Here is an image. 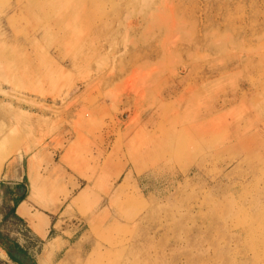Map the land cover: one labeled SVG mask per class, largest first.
I'll list each match as a JSON object with an SVG mask.
<instances>
[{
    "label": "rangeland",
    "instance_id": "rangeland-1",
    "mask_svg": "<svg viewBox=\"0 0 264 264\" xmlns=\"http://www.w3.org/2000/svg\"><path fill=\"white\" fill-rule=\"evenodd\" d=\"M197 76L194 112L173 100ZM196 117L207 144L154 148ZM17 243L34 264H264V0H0V264Z\"/></svg>",
    "mask_w": 264,
    "mask_h": 264
},
{
    "label": "bare ground",
    "instance_id": "bare-ground-1",
    "mask_svg": "<svg viewBox=\"0 0 264 264\" xmlns=\"http://www.w3.org/2000/svg\"><path fill=\"white\" fill-rule=\"evenodd\" d=\"M182 21V20H181ZM179 22V21H178ZM71 23V22H70ZM171 23H176V21L175 22H172L171 21ZM96 24V23H95ZM179 24V23H178ZM181 24V23H180ZM185 24V23H184ZM173 25V24H172ZM69 26V25H68ZM177 26H179V25H177ZM182 26V25H181ZM70 27V26H69ZM175 27V26H174ZM100 29L98 30V31H104L105 32V30L107 29V26L106 25H104L103 27H99ZM136 28V27H135ZM175 29H176V27H175ZM185 31V30H184ZM103 32V33H104ZM188 32V31H187ZM98 33H100V32H98ZM87 36V35H86ZM195 36V35H194ZM204 37V36H203ZM195 41V40H194ZM197 41H198V39H197ZM199 43V42H198ZM208 43V42H207ZM193 44V43H192ZM203 44V43H202ZM204 45V44H203ZM193 46H195V45H193ZM206 46V45H205ZM210 46V45H209ZM215 48V47H214ZM97 50V47L94 49V51L93 52H95ZM221 50H222V48H221ZM212 52V51H211ZM167 53L168 54H170V52H166L165 53V56L167 55ZM213 53V52H212ZM81 54V53H80ZM87 54V53H86ZM218 54V53H217ZM89 55V54H88ZM213 55V54H212ZM230 55H232V54H230ZM87 56V55H86ZM82 57V56H81ZM230 57V56H229ZM86 58H89V57H86ZM218 58H219V56H218ZM91 59V58H90ZM225 59V58H224ZM232 59V58H231ZM89 60V59H88ZM246 61V60H245ZM225 62H226V60H225ZM242 62V61H241ZM247 62H248V60H247ZM75 63V61L74 60H72L71 61V64H74ZM227 63V62H226ZM211 64L213 65V63L211 62ZM217 67V66H216ZM244 67H245V65H244ZM237 68V67H236ZM246 68V67H245ZM155 71V70H154ZM154 71H152L151 72V74L149 75L150 77H152V74H154ZM213 72V71H212ZM216 75V74H215ZM210 76V75H209ZM213 76V75H212ZM103 78V77H102ZM104 79H106L105 77L103 78V80ZM161 80H162V82L163 81H165V83L167 84V82L169 81V78H165L164 80H163V78H162V76H161V78L158 76V79H156L155 81V84L153 83V85H156V83H158V82H161ZM172 82V81H171ZM253 82V81H252ZM123 83V82H122ZM160 84V83H159ZM169 84H171V83H169ZM176 84V83H175ZM125 85V84H124ZM150 83H149V87H150ZM162 85V84H161ZM168 85V84H167ZM173 85V84H172ZM190 85V84H189ZM123 86V85H122ZM157 86V85H156ZM199 83H198V76L196 77V79H195V81H194V83L193 84H191V86H187L186 88H184V90L182 89L180 92H179V94L177 95V89L176 88H174V89H170L168 92H169V94L171 95V93H176V98L174 97V99L175 100H173L175 103H180V104H182L183 102H187L189 105H191L190 107H192V110H194V112H197L199 109H200V107H201V105H202V103H199V99H198V92H197V90L199 89ZM145 87V86H144ZM250 87V86H249ZM121 88V87H120ZM171 88V87H170ZM251 88H252V86H251ZM167 90V89H166ZM244 91V90H243ZM93 92V91H92ZM144 93V92H143ZM143 93H142V96H143ZM162 94H163V92H162ZM161 94V95H162ZM168 94V95H169ZM88 96V95H87ZM140 96H141V94H140ZM239 96H240V94H239ZM262 96H263V94H262ZM171 97V96H170ZM242 97V96H241ZM216 98V97H215ZM226 99H229V98H226ZM236 99H237V97H236ZM235 99H233V101H234ZM168 101H170V100H168ZM167 101V102H168ZM213 101V100H212ZM219 101V100H218ZM232 100L231 99H229L228 101H224L221 105L223 106V107H225L229 102H231ZM194 102H196V104H197V106H195V104H194ZM200 102H202V101H200ZM215 102V101H214ZM216 102H217V100H216ZM220 102V101H219ZM162 104H161V107L163 108V102H161ZM186 104V103H185ZM219 104V103H218ZM176 105V104H175ZM174 105V106H175ZM188 105V106H189ZM193 105V106H192ZM231 105V104H230ZM212 106V105H211ZM177 107H178V105H177ZM187 108V107H186ZM176 109V108H175ZM178 109V108H177ZM211 109H212V107H211ZM210 109V110H211ZM158 110V109H157ZM209 110V109H208ZM213 110V109H212ZM217 110H219V109H217ZM180 111V110H179ZM187 111V110H186ZM202 111V110H201ZM216 111V110H215ZM192 112V111H191ZM207 112V111H206ZM212 113V112H211ZM208 114V113H207ZM138 115V114H137ZM137 115H136V117H137ZM140 115H142V114H140ZM209 115V114H208ZM212 115V114H211ZM180 116V115H179ZM182 117V116H181ZM200 117V116H199ZM138 118V117H137ZM148 118V117H147ZM197 118V117H196ZM136 119V118H135ZM185 119V118H184ZM200 119H202V121L200 122L199 121V119L197 118V120H193V121H191V123L190 124H186V123H184V122H180L179 121V123H178V126H176V123L175 124H171V126L169 127V129H164V130H161V131H158L157 132V134L158 135H160V137L158 136V137H155L154 138V140H153V145H154V148H156L157 150H162V151H164V150H166V151H168V150H172V146H177V149L178 150H180L181 152H184V153H187V150H188V147H189V145L190 144H196L195 142H198V143H202L203 144V141H205V140H203V138H204V136H206V133L207 132H211L212 130H213V127H212V123H211V121H206L205 119L206 118H200ZM139 120V119H138ZM181 120H183L182 118H181ZM137 121V120H136ZM184 121V120H183ZM138 122V121H137ZM187 122V121H186ZM226 122H228V121H226ZM230 122V121H229ZM139 123V122H138ZM144 123V122H143ZM145 124V123H144ZM138 125V124H137ZM135 126V125H134ZM133 126V127H134ZM126 127V126H125ZM219 127V126H218ZM137 128V127H136ZM135 129V128H134ZM143 129V128H142ZM247 130V129H246ZM245 130V131H246ZM131 131V130H130ZM244 131V132H245ZM258 131V130H257ZM253 132V131H252ZM251 132V133H252ZM259 132V131H258ZM250 134V133H249ZM217 135V134H216ZM241 136V135H240ZM258 136V135H257ZM213 137V136H212ZM218 138V137H217ZM243 138V137H242ZM252 138V137H251ZM214 139H215V137H214ZM196 140V141H195ZM248 141V140H247ZM207 142H209V141H207ZM214 142H215V140H214ZM219 142H220V140H219ZM249 142V141H248ZM139 143V142H138ZM205 143H206V141H205ZM212 143V142H211ZM207 144V143H206ZM214 145V144H213ZM229 145V144H228ZM201 147V146H200ZM199 147V148H200ZM211 147H212V145H211ZM218 147V146H217ZM220 147V146H219ZM224 147V146H223ZM196 151H197V149H195ZM212 150H213V147H212ZM95 155V154H94ZM171 160V159H170ZM167 161H169V160H167ZM101 162V161H100ZM107 166V165H106ZM92 169V168H91ZM102 169V168H101ZM105 169V168H104ZM108 170V169H107ZM106 170V171H107ZM105 171V172H106ZM109 171V170H108ZM90 174V173H89ZM88 174V175H89ZM121 176V175H120ZM115 178V177H114ZM120 178V177H119ZM92 180V179H91ZM123 218V217H122ZM118 219H119V217H118ZM148 249H150V248H148ZM147 262V261H146ZM141 264V263H140ZM143 264V263H142ZM145 264V263H144ZM147 264H148V262H147Z\"/></svg>",
    "mask_w": 264,
    "mask_h": 264
},
{
    "label": "crops",
    "instance_id": "crops-1",
    "mask_svg": "<svg viewBox=\"0 0 264 264\" xmlns=\"http://www.w3.org/2000/svg\"><path fill=\"white\" fill-rule=\"evenodd\" d=\"M20 200L16 203V209H15V212H14V215H16L17 217H20V218H22L24 221H28L29 222V220L28 219H26V215H23V214H21L20 213V207H21V205L23 204V203H26V198L25 197H23V195L19 198ZM28 202V201H27ZM28 205H29V203H28ZM30 216L31 217H33V220H35V222H36V217L38 216V218H40V219H43L44 221H46V218H42L41 216H40V214L38 215H34V214H32L31 213V211H30ZM38 230V229H37ZM53 242H55V244H56V246L59 248V247H61L62 246V248H65V247H67V246H69L70 245V242H71V239L70 238H66V237H64V236H62V235H58V236H56L54 239H53ZM52 246V245H51ZM55 246V247H56ZM58 248H56V249H53L52 247L50 248V250H52L54 253H56V251H57V249ZM12 249H16L17 251H19L20 253H23L24 255H25V257H27L28 259H31L32 261H33V264H34V260L29 256V254H28V251L26 250V246H23V245H21V244H14V247L12 248ZM51 251V252H52ZM52 252V253H53ZM12 255V254H11ZM17 260V259H16ZM19 261V260H18ZM20 262V261H19ZM18 263V262H17ZM20 263H22V264H26V263H23V262H20ZM19 263V264H20Z\"/></svg>",
    "mask_w": 264,
    "mask_h": 264
},
{
    "label": "water",
    "instance_id": "water-1",
    "mask_svg": "<svg viewBox=\"0 0 264 264\" xmlns=\"http://www.w3.org/2000/svg\"><path fill=\"white\" fill-rule=\"evenodd\" d=\"M8 252L13 255V257L20 262L26 263V264H33V261L31 259H28L25 257L23 253H20L16 249H9Z\"/></svg>",
    "mask_w": 264,
    "mask_h": 264
},
{
    "label": "trees",
    "instance_id": "trees-1",
    "mask_svg": "<svg viewBox=\"0 0 264 264\" xmlns=\"http://www.w3.org/2000/svg\"><path fill=\"white\" fill-rule=\"evenodd\" d=\"M9 255H10V257H11L14 261L20 263L18 260H16V259L13 257V255H11V254H9ZM20 264H22V263H20Z\"/></svg>",
    "mask_w": 264,
    "mask_h": 264
}]
</instances>
